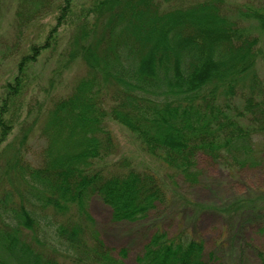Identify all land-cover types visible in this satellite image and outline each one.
<instances>
[{
  "label": "trees",
  "instance_id": "obj_1",
  "mask_svg": "<svg viewBox=\"0 0 264 264\" xmlns=\"http://www.w3.org/2000/svg\"><path fill=\"white\" fill-rule=\"evenodd\" d=\"M79 1L32 0L17 11L11 48L21 55L0 94V264H128L126 247L115 252L102 239L91 198L114 221L135 223L169 195L158 173L114 158L109 120L133 132L173 182L199 184L202 157L232 175L264 164V5ZM47 16L53 23L24 50V27ZM62 31V66L83 72L34 109L28 72ZM33 132L44 141L36 165L26 158ZM226 201L219 259L264 264V186ZM251 228L260 243L247 237ZM205 244L183 224L172 234L158 226L134 264H210L218 255Z\"/></svg>",
  "mask_w": 264,
  "mask_h": 264
},
{
  "label": "rangeland",
  "instance_id": "obj_2",
  "mask_svg": "<svg viewBox=\"0 0 264 264\" xmlns=\"http://www.w3.org/2000/svg\"><path fill=\"white\" fill-rule=\"evenodd\" d=\"M84 1L87 0H80L79 3ZM227 1L236 8L237 6L264 5V0ZM31 2L32 0H0V94L4 82L12 79L16 74L17 58L21 55L20 52L12 53L11 48L16 34L17 11H25ZM52 23L53 18L47 16L37 19L27 29L24 27L23 49L27 50L28 45L35 37H43ZM67 34V32L62 31L59 47L39 55L38 60L30 67L28 72L29 91L26 94V102L34 106V109L39 108L36 105L37 101L40 105L41 101H46L51 94L68 92L74 83L73 81L83 72L81 67L65 69L62 66L59 50L64 49L63 44L67 39ZM260 68L264 75V61L261 62ZM52 77L55 80L51 87ZM26 111L27 109L24 110L23 116L26 115ZM32 111L33 114L38 112ZM108 125L119 145V150L114 158L118 160L127 158L138 168L158 173L169 195V203L161 205L146 220L135 223L116 222L112 219L111 208L103 203L99 197H92L89 208L96 219L97 229L105 243L113 247L115 252L126 247L128 255L125 259L128 264H134L135 258L142 253L143 247L158 226L172 234L183 224L194 234L199 233L205 238L208 252H216L218 259H211L210 264H223L225 252L220 243H222L224 234L226 214L219 211L218 207L224 204L226 200L264 186V164L257 169H245L237 175H232L223 170L221 166L216 165L206 157H202L200 167L204 169V174H202L199 184L191 185L184 182L180 177L173 182L167 177L166 167L144 150L133 132L113 120H109ZM15 127L12 137L19 132V127ZM262 142L264 143V136H262ZM43 146L44 141L37 132H33L28 147H26V158L31 163L38 164L41 160ZM2 164L3 160L0 159V167ZM256 233L251 228L248 229L246 235L260 243L262 237Z\"/></svg>",
  "mask_w": 264,
  "mask_h": 264
}]
</instances>
